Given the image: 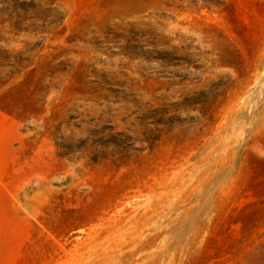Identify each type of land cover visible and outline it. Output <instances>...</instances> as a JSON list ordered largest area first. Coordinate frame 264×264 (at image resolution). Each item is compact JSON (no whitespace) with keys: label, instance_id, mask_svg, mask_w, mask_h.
<instances>
[{"label":"rangeland","instance_id":"obj_1","mask_svg":"<svg viewBox=\"0 0 264 264\" xmlns=\"http://www.w3.org/2000/svg\"><path fill=\"white\" fill-rule=\"evenodd\" d=\"M0 264H264V0H0Z\"/></svg>","mask_w":264,"mask_h":264},{"label":"bare ground","instance_id":"obj_2","mask_svg":"<svg viewBox=\"0 0 264 264\" xmlns=\"http://www.w3.org/2000/svg\"><path fill=\"white\" fill-rule=\"evenodd\" d=\"M134 9H135V10H139V6H136Z\"/></svg>","mask_w":264,"mask_h":264}]
</instances>
